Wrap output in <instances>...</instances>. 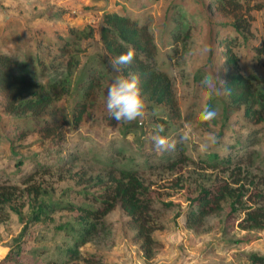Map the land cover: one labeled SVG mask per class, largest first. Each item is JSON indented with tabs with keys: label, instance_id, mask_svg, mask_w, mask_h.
Instances as JSON below:
<instances>
[{
	"label": "rangeland",
	"instance_id": "374dc122",
	"mask_svg": "<svg viewBox=\"0 0 264 264\" xmlns=\"http://www.w3.org/2000/svg\"><path fill=\"white\" fill-rule=\"evenodd\" d=\"M216 1L0 0V52L16 61L19 75L63 94L45 117L56 123L51 137L42 131L43 118L7 114L0 95V183L24 188L33 176L41 190L34 202L18 199L23 217L9 208L0 212V264L20 252L28 264H85L89 256L108 264H251L253 254L264 255V229L239 224L247 208L264 207V9L251 13L253 37L244 42L233 18L215 10ZM114 12L149 32L156 49L144 59L171 84L166 103L143 92L145 116L119 125L105 106L119 73L112 71L108 61L115 56L100 36L104 16ZM224 40L232 42L237 75L255 95L253 118L224 85L234 74ZM71 58L77 66L69 68ZM205 76L214 78L215 90L202 85ZM208 106L216 118L203 122L200 113ZM160 126L177 140L189 130L191 139L158 154L151 135ZM209 133L217 142L201 153ZM123 174L146 188L150 216L162 228L153 234L152 259L120 203L105 216L99 213L94 229L84 223L91 220L82 210L106 205V191ZM239 180L252 203L246 197L235 211L234 199L226 198L205 218L191 215L203 190ZM84 238L79 255H70Z\"/></svg>",
	"mask_w": 264,
	"mask_h": 264
},
{
	"label": "trees",
	"instance_id": "16d2710c",
	"mask_svg": "<svg viewBox=\"0 0 264 264\" xmlns=\"http://www.w3.org/2000/svg\"><path fill=\"white\" fill-rule=\"evenodd\" d=\"M262 9H264V0H217L215 3V10L219 14L233 18L232 28L244 42H248L253 37L251 13ZM79 33L74 32L76 35ZM148 33L144 27L139 26L137 21L114 12L107 13L104 16L100 36L106 51L112 56L116 57L128 48L136 50L137 56L133 64L128 67L129 72L140 76L142 92L149 94L159 104H164L171 97V84L166 76L157 73L153 69V65L147 63L144 59V56L152 59V52L156 49L155 42ZM80 34H83V32ZM231 43L227 40L222 42V46L225 47L227 63L234 71V74H230L229 80L224 85L234 102L245 106L246 115L253 118L257 114L253 104L255 95L249 86V81L237 75L238 58L232 50ZM68 66L69 68L75 67L77 62H74V59L71 58ZM16 67L17 63L10 55L0 52V95L4 98V111L19 118L28 115L39 119L43 118L45 128L42 131L46 133L47 137H51L56 130V127H54L56 123L46 120L45 117L56 109L55 104L63 94L58 92L56 86L50 88L33 77L19 75ZM128 69L127 73H129ZM91 82L90 88H93L94 83L92 82L91 85ZM85 95H87V92ZM207 108L211 109V106ZM80 118L81 116L77 117L78 122ZM32 178L33 176L23 182L24 188L20 185L0 183V212L9 208L20 217H23L21 209L17 205L18 199H27L34 202L41 195V190L33 186ZM247 191L240 180L231 184L226 182L225 184L216 185L212 189L203 190L195 201L197 209L192 210L191 215L205 218L220 209V203L226 198L234 199L232 204L234 210L238 204H243V199L246 197H248L247 202L250 204L253 200L251 196L247 195ZM144 193H146V188L139 180L131 175L123 174V177L106 191V205L97 211L82 210L85 217L91 220L84 223H90L88 229H94L96 225L93 221L97 215L99 213L103 216L107 215L114 209L116 203H120L136 226L137 238L141 242L142 251L145 253L146 258L152 259L154 257L153 247L156 243L153 234L162 228L150 216L152 201L151 199L146 200ZM260 198L263 199L264 195H261ZM44 207H41L42 211ZM38 215L35 214L37 220L39 219ZM245 215L246 218L239 223L241 228L245 230L264 229V207L251 206L246 209ZM86 242L85 238L79 241L76 248L70 250V255H79L80 245H84ZM22 254L20 252L14 256L10 253L3 263L28 264ZM250 260L251 264H264V255L253 254ZM84 263L108 264L101 257L96 256L85 258Z\"/></svg>",
	"mask_w": 264,
	"mask_h": 264
},
{
	"label": "clouds",
	"instance_id": "9594fccd",
	"mask_svg": "<svg viewBox=\"0 0 264 264\" xmlns=\"http://www.w3.org/2000/svg\"><path fill=\"white\" fill-rule=\"evenodd\" d=\"M137 56L134 48H128L125 52L116 57L109 58L111 69L119 73L107 89L105 106L111 114L112 119L119 125L121 122L128 123L142 119L146 114V100L142 92L140 76L136 73L129 72L124 74V69L133 64ZM202 85L215 90L214 78L205 76ZM216 118V112L205 108L200 113V119L203 122H210ZM162 126L151 135V142L155 151L159 154L162 152L175 150L177 143H186L191 139L189 130H182L179 140L163 135ZM217 140L214 134H207L199 145L201 153H207L216 144Z\"/></svg>",
	"mask_w": 264,
	"mask_h": 264
}]
</instances>
